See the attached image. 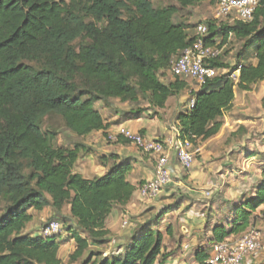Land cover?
<instances>
[{
	"label": "trees",
	"instance_id": "1",
	"mask_svg": "<svg viewBox=\"0 0 264 264\" xmlns=\"http://www.w3.org/2000/svg\"><path fill=\"white\" fill-rule=\"evenodd\" d=\"M175 1L159 8L153 0H0V264H65L60 234L26 232L33 211L46 208L68 222V238L76 243L71 263L87 254L83 264H165L157 224L181 199L141 223L121 252L102 256L91 250L110 242L108 216L134 196L136 187L128 180L133 162L111 153L105 159L117 160L107 172L86 178L75 171L85 145L59 143V131L45 120L60 117L77 137L106 134L119 120L109 121L101 109L114 107V101L138 104L115 110L138 117L147 111L139 107L142 101L157 112L187 89L181 77L164 81L172 58L200 38L176 16L180 9L219 0ZM205 23L206 46L242 42L231 67L241 65V72L237 84L216 77L191 90L194 107L179 112L176 123L181 138L195 145L221 131L237 89L250 91L264 82V0L250 21ZM207 62L230 67L222 55ZM261 169L254 193L233 203L212 227L209 242L195 249L197 264H207L216 243L252 227L264 206V165Z\"/></svg>",
	"mask_w": 264,
	"mask_h": 264
},
{
	"label": "crops",
	"instance_id": "2",
	"mask_svg": "<svg viewBox=\"0 0 264 264\" xmlns=\"http://www.w3.org/2000/svg\"><path fill=\"white\" fill-rule=\"evenodd\" d=\"M188 91L190 90L188 89ZM237 96L238 93L236 90V97L233 102L232 108L229 111H227L222 117L224 124L221 131L216 136L206 141H200L199 144L196 145L197 147L200 148V152L198 153V156L199 157L201 156L203 160L201 161L196 160L195 165L192 169L186 170L181 166L180 162L177 159L175 148L169 150V154H170L169 167L171 168V174L173 180L172 183L169 185V188H166L164 190L163 193L164 195L161 196H170L173 193L174 187L175 188L179 187L177 189H179L180 192L182 191L186 195H181L183 198L179 197V199H181L180 204L176 208H172L171 210H169L165 214L163 220H161L160 224L157 225L164 234V244H165L164 251L166 249L168 251H173L176 248L179 249V250L177 249L178 251L176 252L177 258L175 260L177 262L178 260L181 261L182 258H185L186 253L189 251L190 248H192V246H193L192 250L195 251V249L198 246L207 244L209 242L210 237L212 236L211 229L214 226V224L219 220H221L222 218H224V216L227 215L228 213V209L225 208L228 205L227 203H229V207H230L233 203L238 202V200L242 197L243 194L254 193L255 185L261 179V171H262L261 168L264 165V157L261 158L260 154L262 153L264 156V149L260 150L258 147L260 145H258L255 148L256 145L252 144V147H250V152L249 150H247V148L237 152L230 151L231 150L230 149L228 151L229 153L224 155L226 157L224 159V162L221 164V166L218 165L217 172L221 173L223 166L225 164H228L233 167L232 168L233 173L231 176L237 178V176L241 175L242 172L247 171L246 168L251 166V164L254 162L253 160H256L258 162L259 161L258 159L260 158L262 159V161L259 162L260 167L257 170L258 174L255 177L254 180L255 182L250 192H245L243 190L245 185H240L237 188L234 186L235 187L234 189H236V191L232 199L228 198L227 201L225 200V202H227L225 203V205L226 204L227 205L222 206V208H225V210L223 211L220 210L219 212L217 210L218 208L221 207L220 204H222L223 202L221 200H217L214 205V206L220 205L219 207H217V209L211 206L209 207V211L205 210L206 206L208 205L207 204L208 199L206 197L205 192L207 190L211 191L212 195L210 196L213 197L215 190L216 191L219 190L220 187L223 185L224 173H221L220 175L216 176L215 179H213L211 176L212 167L210 166L211 164L209 158L213 155V153L219 152L218 145L216 142L225 133L226 128L229 126V121H233L234 126H236L238 129L244 130L242 124H244L245 121L243 120L241 115H236L237 114L236 111L240 110L238 107L239 99H237ZM171 98L168 100L166 106H170ZM183 98L179 101L178 104L176 103V107H175L176 114L173 124H171L166 119L163 121H159L157 118L156 119L152 118L150 116V112H151L150 110L144 112L138 117H133L130 115L121 116L120 114H114L111 117H108V120L112 122H116V120H119V123L117 122L114 125H112L111 128L106 131V135L108 131L116 130V127L118 125H123L129 128L130 130L135 132H140L147 137L154 139L159 138L170 142L175 136V131L178 129L176 123L177 114L182 110H185L187 107V104ZM165 108L160 110L164 111L166 110ZM98 132H103V131H98ZM123 140L125 139L121 138L119 141H117L115 145L109 146V148L106 149V152L104 153V156L102 158L103 168L100 170L101 174L97 176H101L104 173H106L107 170L114 164L115 160H117L115 158L105 159L109 157L111 153L119 155L118 161L120 159L129 158L133 162V169L128 176V180L131 182V184L134 187H136V191L134 193L131 202L126 207L114 209L111 212V214L108 216L106 221V228L110 231V235H109L110 242L105 244L104 246H101V247H105V249L104 248L99 249L100 247L91 246V250L102 252L104 253V256L109 255L110 253L113 252H121L125 244L130 240L133 233L137 231L139 225L148 219L154 218L158 213H160L159 210L151 217H146V218L139 217V221L137 219L135 221L130 222L129 220L130 211L133 213L137 210L139 214L143 213L144 211L142 205L138 202V199H140V195L138 197L137 193L138 191H140L142 185H144L147 181L154 178L156 160L154 159V157L143 153L133 143L131 142L126 143ZM212 147H214V149H212ZM256 151H258V153H256ZM231 152H235V153L231 155ZM236 158H239V161L241 160L242 163H239V161L236 162L235 161ZM234 166H238V167L235 168ZM86 178H93V177H86ZM242 179L245 178L242 177ZM142 198L146 199L144 197ZM156 199L157 198L147 199V200L152 201ZM174 203H172V205ZM258 212H264V206H262L257 211V216H259ZM33 214H34V218H36L37 212L33 211ZM258 219H259L258 217L255 219L252 227L255 224L257 226L262 225L261 222H258ZM121 221L123 222V224H121L122 223ZM124 222H128L129 224L125 226ZM162 222L163 223L166 222L163 227H161ZM263 229H264V220H263ZM62 237L63 239H61L60 241L61 249L59 252V257L64 262L65 258L61 256L62 254L61 252L65 246L64 242L65 240L67 241V238L64 236ZM236 237L239 238L240 236H231L225 242H234ZM68 240L74 241L73 239H69V238ZM114 243L115 245H113ZM108 246H111L112 249L106 248ZM75 249H76V245L74 251ZM194 251H193V258H194ZM259 254L261 256L260 258H258ZM259 254L250 257L248 259V264H264V250L261 251Z\"/></svg>",
	"mask_w": 264,
	"mask_h": 264
},
{
	"label": "rangeland",
	"instance_id": "3",
	"mask_svg": "<svg viewBox=\"0 0 264 264\" xmlns=\"http://www.w3.org/2000/svg\"><path fill=\"white\" fill-rule=\"evenodd\" d=\"M153 4L155 7H165L169 6L172 4H176L177 2L175 0H153ZM217 1L216 2H203L201 4H198L196 6L188 7L186 9H180V12L176 16V21H183L187 24H189L188 32L194 35L197 33L196 27L200 23H205L207 20H212L215 19L217 22H223V23H228L232 22L231 17L229 18H223V17H217ZM242 42L233 39L231 40L226 46H224L221 50V55H222V62L225 64L229 65L232 67L236 63L237 59V54L238 51L241 49ZM173 79V74L171 71L167 72L166 76L164 77V81L168 82ZM187 83L189 84L187 87V90L182 92L179 96H174L171 98V104L170 106H166V110H158L155 112V110H150L149 105L147 102L142 101L139 104V107L145 108L147 111L150 112V116L152 118H157L159 121L167 120L171 124H173L174 119H175V107L176 103L178 104L179 101L183 98L186 102V104L189 102L190 98V92L189 90H194L198 88L197 83L194 80H186ZM237 99H239V111H236V115H241L243 120L245 121L242 126L244 127L243 129H238L236 126H234L233 121H229V126L226 128L225 133L217 140V145H218V151L213 153V155L209 158L210 160V166L212 167L211 169V176L213 179H215L216 176L220 175L221 173H224V178H223V185L220 187L219 190H215L213 197H207V206L205 210L209 211V207L213 206L217 209L221 205L220 208H218V212L220 210H225L229 209V203L225 202L227 201L228 198L232 199L236 189L235 187H239L240 185H245L243 190L245 192H250L252 189V186L254 184L255 177L258 174V168L260 167V161L262 159H258L259 161L257 162L256 160H253L254 162L251 164L250 167H247V171H244L241 173V175L237 176V178L232 177V166L225 164L223 166L222 172L219 173L217 172L218 165L221 166V164L224 162V159L226 158L224 155L228 154L229 150L230 151H241L242 149L249 150L250 152V147H252V144H255V148L258 146L260 150L264 149V106H263V97H264V82H260L256 84L252 90L250 91H239L237 89ZM138 105V104H137ZM137 105L131 104V103H122L119 102L118 100L114 101V107L110 109H101L102 112L104 113L105 116L111 117L112 115L115 114V110L119 109V111L122 113L124 111H129V109L134 108ZM101 106V105H100ZM99 106V107H100ZM149 109V110H148ZM46 124L49 126L57 129L59 131V143L63 145L67 144H72L74 142H80L83 143L85 146L83 147V151L81 152L80 159L78 163L75 166V171L83 174L85 177H94L97 175H100L101 169L103 168L102 165V158L104 156V153L106 152V149L109 148V146L115 145L117 141L112 142L107 140V135L104 132H94L93 134L86 136V137H77L72 135L68 130L66 129L64 125V121L57 116H49L45 120ZM238 129V130H237ZM113 131V130H112ZM242 143V144H241ZM214 149V147H212ZM222 152V153H221ZM235 152H231V155ZM261 158H263V154H260ZM203 160V158L198 156L197 154V161ZM236 162L239 161V158H236ZM239 163H242L240 160ZM182 166V165H181ZM237 168L238 166H234ZM241 167V165H240ZM245 178V179H242ZM173 180V179H172ZM172 183V181H171ZM170 183V184H171ZM169 184V185H170ZM169 185L166 188H169ZM238 185V186H236ZM235 186V187H234ZM242 187V186H241ZM165 188V189H166ZM179 187H174L173 193L170 196H161L164 195V191L157 197L156 200L148 201L147 199H143L141 197L140 191H138L137 195L140 199H138V202L142 205L144 211L143 213H138L137 210L135 212H131L129 214V220L135 221L139 217H151L153 214L157 213L159 210L163 211L166 210L168 207L172 206V203L176 202L179 200V197H182L181 195H186L185 193L180 192ZM164 189V190H165ZM182 190V189H181ZM212 195V194H211ZM183 198V197H182ZM217 200L223 201L222 204L219 206H214ZM234 200V199H233ZM230 200V201H233ZM229 201V202H230ZM138 203V204H139ZM171 203V204H169ZM225 203H227L225 205ZM225 205V208H222V206ZM2 206H0V212H1ZM64 213L68 215L69 209H65ZM53 211L50 208H46L41 212H37L36 218H34V221L31 223L29 226V230L26 232L31 233L32 235H39L41 233V229L44 226V224L48 223L51 220H59L63 225L62 231L59 233L60 236H64L67 238V241L65 240V246L62 250L61 256L65 258L64 262L65 264H83L84 258H80L77 261L70 262V256L71 254L74 253V248L76 243L72 240H68V231H67V224L68 222L65 221L61 216H53ZM257 216L258 222H261L262 225H254L253 227L257 228L260 230L262 240L264 243V229H263V220H264V212H258ZM53 217V218H52ZM126 218V217H125ZM124 218V219H125ZM122 222V221H121ZM166 223V222H165ZM165 223L162 222L161 227L165 225ZM123 224V222L121 223ZM63 239V237H62ZM238 238L236 237L234 241H236ZM115 245V243L113 244ZM105 247H100L99 249ZM106 248H111V246H108ZM96 249V248H94ZM176 248L173 251H168L167 249L164 251L165 255H167L166 262L165 264H196L194 262L193 258V246L192 248L189 249V251L186 253L185 258H182V260H178V262L175 260L176 257ZM112 251V250H111ZM113 252V251H112ZM101 255L104 256V253L101 252ZM107 256V255H106ZM260 254L258 255V258H260Z\"/></svg>",
	"mask_w": 264,
	"mask_h": 264
},
{
	"label": "built area",
	"instance_id": "4",
	"mask_svg": "<svg viewBox=\"0 0 264 264\" xmlns=\"http://www.w3.org/2000/svg\"><path fill=\"white\" fill-rule=\"evenodd\" d=\"M259 0H219L217 3V17L229 18L232 22L250 21L258 6ZM200 38L190 47L184 49L178 56L171 60V72L174 76L185 80H194L198 87L210 79L224 77L231 79L236 84L240 79L241 65L235 70L231 67L213 66L207 60L216 59L221 55L218 47L206 46L203 38L208 34L209 27L206 23H200L196 27ZM187 109L194 107L195 96L191 90ZM124 138L133 143L143 153L148 154L156 160L155 176L141 186L140 194L146 199H155L171 183L172 174L169 167V150L175 148L178 161L186 170L192 169L197 160L200 148L189 139H182L179 129L175 131L174 138L169 142L162 139H154L145 136L140 132H135L129 128L118 125L116 130L107 132V140L115 142ZM210 196L211 191L205 192ZM129 223L124 222L127 226ZM64 225L59 220H54L41 229L45 236L59 234ZM264 250V243L260 230L255 227L250 228L234 242L216 243L213 247L212 255L207 264H248V259L258 255Z\"/></svg>",
	"mask_w": 264,
	"mask_h": 264
}]
</instances>
